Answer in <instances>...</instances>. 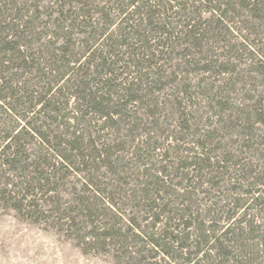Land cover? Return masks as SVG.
<instances>
[{"label": "rangeland", "instance_id": "rangeland-1", "mask_svg": "<svg viewBox=\"0 0 264 264\" xmlns=\"http://www.w3.org/2000/svg\"><path fill=\"white\" fill-rule=\"evenodd\" d=\"M36 3L41 6L38 31L49 32L41 35L43 40L54 38L52 32H56L59 23L55 18L62 3L66 8L80 10L84 7V10H89L95 24L109 12L114 20L111 30L122 20L117 9H112L111 0H59L57 3L56 0H36ZM215 4L216 0L199 5L198 15L203 22L211 17L217 21L219 13L213 9ZM246 15L247 11L240 9L235 14L229 13L216 28L219 34L203 36L201 48L180 45L182 40L188 42V38L184 39L181 34L164 38L163 41L167 40L170 47L175 48H165L164 53H159V64L167 75H172L171 85L155 91L158 103L149 106L145 100L144 103L129 105L128 110L133 114L130 117L134 121L132 125L127 119L112 127L110 122H105L90 110L83 111V114L74 111L78 90L68 89L60 103L66 100L69 105L63 107L57 122H51L50 129L62 138H66L67 132L77 130L76 134L83 136L85 147L90 141L94 143V147L86 148V153L98 158L89 169L90 174L83 166L77 165L73 170L63 169L59 178L47 186L35 185L32 188L35 196L29 193L27 200L36 198L37 207H26L27 202L20 201L28 191L10 194L13 199L2 192L9 183H18L23 178L19 172L17 176L14 171L12 174L0 160V264H186L188 253H192L191 258L198 264H264V192L255 194L260 199L254 203L246 193L248 188L240 185L251 175L252 179H264V125L255 124L257 129L252 135L248 133V139L244 136L246 130L241 127L244 120L240 115V109L246 107L247 111V107L254 104L263 90V83L256 73L251 75L253 77L226 82L229 76L217 71L222 63L251 69L264 63V25L248 28L250 24L244 22L249 18ZM157 37L152 36L151 43L158 40ZM85 39L87 36L79 30L72 32L76 48L82 47ZM58 42H62L61 39ZM40 43L41 40H34L31 48L36 52L35 62L43 66L47 56L41 54ZM140 55L131 57L137 60ZM128 57L129 54L125 59ZM200 59L211 65L216 61L214 68L217 72L194 69L196 66L187 62ZM86 61L89 62L86 58L81 60L83 63ZM131 70L137 76V68L132 66ZM35 73L36 70L27 73L23 79L33 78ZM178 82L181 84L179 88L176 87ZM188 83L187 94L180 92L183 84ZM227 85L229 89L223 93L230 98L234 111L219 112L212 102V94L218 87L226 88ZM3 103L0 102V151L7 143L5 136L13 125L24 122L19 115L21 109L5 111ZM174 107L198 118V121H191L197 122L195 128L199 134L212 133V145L217 147L211 150V156H216L212 162L224 159L226 161L220 163L223 167L211 166L198 172L187 165L195 153L194 142L199 135L180 131ZM150 115L161 121L162 130L146 123L154 122ZM27 116L28 119L33 117L32 113ZM39 147L37 137L28 141V152L33 153L31 158L35 155L34 149ZM225 150L231 154L230 157H226ZM66 153L69 154L68 151ZM180 160L188 163L179 171L169 169L175 163L182 164ZM243 162H246V167L242 170L236 163ZM109 163L110 166H106ZM86 175L94 178L101 194L87 186ZM47 188L52 191L47 193ZM80 197L94 208L89 217L86 215L90 210L82 211L78 205ZM240 197L245 199L240 201ZM81 215H84L82 219L79 218ZM157 218L159 222H156ZM83 219L94 220L100 231H120L121 237L98 242L83 237L85 231L79 228L84 224L78 223ZM74 222L78 225L74 226ZM188 222L190 224L187 225ZM165 231L185 239L190 234L186 254L176 247H171L175 251L169 254L152 244V240ZM204 237L207 242H200ZM219 244L230 255L228 262L221 261L222 257L218 256Z\"/></svg>", "mask_w": 264, "mask_h": 264}, {"label": "trees", "instance_id": "trees-1", "mask_svg": "<svg viewBox=\"0 0 264 264\" xmlns=\"http://www.w3.org/2000/svg\"><path fill=\"white\" fill-rule=\"evenodd\" d=\"M58 1L56 0V3ZM208 1L215 0H111L112 9H117L118 16L122 18L114 30H111L114 20L110 17L109 12L99 18L98 24H95L92 22L91 15L88 14L89 10H84V7L80 10L66 8V4L62 3L58 10V16L55 18L59 23L56 32H52L54 38L43 40L41 35H47L49 32L38 31L37 24L41 6H38L36 0H0V102L10 101L3 103L7 109L5 111L21 109L19 115L24 121L13 125L11 131L5 136L7 143L0 151L1 165L8 166L11 172L16 173L15 176L20 173L23 179L18 183H9L2 192L8 193V196L13 199L12 193L15 195L16 192L22 194L28 191L20 201L22 203L26 201V207H37L39 203L36 204V198L31 201L27 200L29 193L35 196L34 190H32L35 185L47 186L54 179L59 178L63 169L73 170L77 165L83 166L87 170V174H90L91 170L89 169L93 167L98 158V156L86 153V148L94 147L93 141H90V144L85 147L82 142L83 136L81 133L76 134L77 130L67 132L66 138H62L50 129L51 122H57L62 116L63 107L69 105L66 100L60 103V98L66 96L68 89L76 88L78 90L77 96H75V102L78 100V103L75 105L74 111H81L83 114V111L90 110L105 122H110L112 127L119 126L121 120L126 121L127 119L129 122L127 123L132 125L134 121H131L130 117L133 114L131 115V110H128L129 105L144 103L145 100L149 106L158 103L155 91L171 85L172 75H167L163 66L159 64L161 60L159 53H164L165 48L174 47H170L167 40L163 41L164 38L170 39L175 34H181L184 39L188 38V42L182 40L180 45L201 48L204 35L207 33L219 34L216 33V28L220 27L229 13L235 14L238 9L247 11L246 16L249 18H246L244 22L250 24L248 28L264 25V2L262 0H216L217 4L213 6V9L219 13V18L216 22L212 17L203 22L198 15V8L203 2ZM30 6L32 9H29ZM43 8L45 9V6ZM30 11L32 14H29ZM75 30H79L80 33L87 36L82 47L76 48V44L72 40V32ZM152 36H158V40H155L154 43H151ZM60 39L62 42H58ZM34 40H41L38 47L41 54L47 56V61L43 63V66L41 63L35 62L36 52L31 48ZM84 42H86L85 46ZM96 44L98 47L94 48ZM123 48H125L124 51H122ZM139 53L142 55L138 56L137 60H133L131 56L139 55ZM86 54H88L87 57ZM127 54L129 57L125 59ZM83 58L88 59L89 62H81ZM187 62L194 64L196 66L194 69L226 73L229 76L226 82L236 81V79L243 80L246 76L253 77L251 75L254 73L257 74V77L259 75V81L263 83V90L258 96L256 95L258 98L250 108L247 107V111L246 107L240 109V115L244 120L241 127L246 130L244 136L249 139L248 133L252 135L253 130L257 129L254 128L255 124L264 125V63L260 67L254 68L255 70L239 68L237 64L222 63L220 69L216 71L214 68L216 61L212 65L203 62L202 59ZM132 66L137 68V76L132 74L134 72L131 70ZM20 70L22 71L19 72ZM34 70L36 73L33 78L23 79L27 73H32ZM183 85V90L180 92L183 91L187 94L190 84ZM180 86L181 84L178 82L176 87ZM94 87L95 90H91ZM228 89V85L226 88L218 87L212 94V102L219 112L234 111L233 106L230 105V98L223 93ZM174 108L178 115L176 124L180 131L193 135L198 134L199 138H196L197 140L194 142L196 149L193 150L195 153L190 156L189 163L180 160L182 164L175 165V163L168 168L179 171L185 163L198 172H202L206 167H223L220 163L226 161L224 159L218 158L212 162L216 156H211V150L217 148L212 145V133L208 131L199 134L195 128L198 118L184 112L180 107ZM29 113L33 115L30 119L27 116ZM35 114L37 116H34ZM152 119L154 122L147 121L146 123L152 124L156 130H162L161 121L158 118ZM191 119L196 120V123ZM60 124L61 122L59 128L62 127ZM131 128L133 129V126ZM35 137L39 139L41 147L34 149L35 155L34 158H31L33 153L28 152L27 144ZM224 153H226V157L231 155L226 150ZM106 156L110 158L111 155L107 153ZM236 164L242 170L246 167V162ZM106 166H110V163ZM12 174L14 173L12 172ZM250 177L249 180L243 177L244 184L240 185H243L242 188H248L246 193L250 194L249 197L255 203L260 199L255 194L264 192V179L255 177L252 179V175ZM84 179L87 186L93 187L95 193L101 194L94 178L86 175ZM155 189H160V187ZM50 191H52L51 188L46 189L47 193ZM236 193L239 195V192L236 191ZM244 199L240 197L239 200L243 201ZM246 200L248 199L246 198ZM77 201L82 211L90 210L87 217L92 215L91 212L94 211V208L90 202H85L82 197ZM55 209L58 212L57 208ZM83 216L81 215L79 218L82 219ZM183 216L185 217V215ZM246 221L249 222L247 219ZM156 222H159V218L156 219ZM78 223L84 224L80 226L79 230L85 231L83 237H88L90 240L94 239L98 242L100 239L121 237L120 231L115 232L107 229L100 231L101 228L94 224V220L83 219ZM78 223L74 222V226ZM70 225L73 227L72 222ZM135 236L142 240L140 235L135 234ZM205 237L209 238V236ZM205 237L200 242H207ZM189 239V233L185 239L165 231L157 239L152 240V244L156 248L161 247L164 252L169 254L175 251L172 249L173 247L186 254L189 249V245H187ZM218 251V256L222 257L221 261L228 262L230 255L227 251L221 247L218 248ZM188 254L190 255L186 258V264H198L191 258L192 253Z\"/></svg>", "mask_w": 264, "mask_h": 264}]
</instances>
